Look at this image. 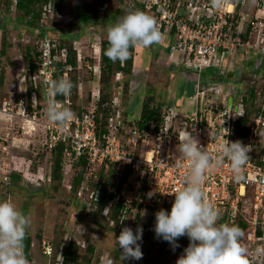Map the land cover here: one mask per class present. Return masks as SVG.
I'll list each match as a JSON object with an SVG mask.
<instances>
[{
    "label": "built area",
    "instance_id": "2783aa9c",
    "mask_svg": "<svg viewBox=\"0 0 264 264\" xmlns=\"http://www.w3.org/2000/svg\"><path fill=\"white\" fill-rule=\"evenodd\" d=\"M124 1L132 3L126 13L135 10L131 9L134 3L137 10L154 17L162 36L171 39L167 46L169 55L179 57L174 65L196 73L191 79L194 94L188 98L190 113L186 114L177 105L166 107L159 121L153 120L147 131H141L137 121L124 118L117 95L112 98L107 125L100 132L97 122L100 91L97 88L90 93V106L79 114L73 111L67 96L60 101L76 117L61 129L48 121L50 97L47 90L57 77L66 79L72 68L67 67L62 72L57 69L56 54L60 43L45 34L34 66H21L10 89L0 87V176L4 181L11 180V163L8 165L5 158L7 160L8 151L13 147L17 128L26 133L27 126L36 130L40 125L45 131V147L49 152L63 144V154L70 167L85 159L81 184L76 192L85 207L95 213L97 203L104 198L106 203L101 213L104 219L113 221L110 213L120 207L113 224L126 226L138 214L153 211L154 225L155 213L164 207L171 209L174 193L184 186L190 171L188 160L179 151L184 131H188L209 153L214 165L216 160L221 161L205 173L202 183L205 201L220 212L217 223L238 225L245 222L250 228L248 264H264V105L256 109L258 116L252 121L248 134L241 137L234 132V124L245 116V91L238 95L234 104L229 93L236 95L237 91L231 88L230 82L223 84L212 79L204 84L201 80V72L205 70L213 71L216 78L228 75L226 61L239 49L264 62V0H253L255 9L251 14L243 11L246 0ZM41 11L42 23L52 18L53 0H47ZM60 19H64L63 16ZM38 35L41 34L38 32L37 38ZM97 42L100 46L101 41ZM73 50L80 63L82 59L74 44ZM93 54L99 61L95 65L86 62L85 68L99 78V48H93ZM121 76V73L116 74L117 80ZM259 83V74H254L249 88H255V97H260ZM229 98H232L231 107L228 106ZM17 121L19 127L15 125ZM223 128L228 130L224 138L229 142L240 141L249 147L250 160L243 169L244 179L239 182L234 179L230 162L219 150L224 142ZM102 173L105 178L100 176ZM149 193H153L151 198ZM41 247L43 254L50 256V245L44 241Z\"/></svg>",
    "mask_w": 264,
    "mask_h": 264
},
{
    "label": "rangeland",
    "instance_id": "374dc122",
    "mask_svg": "<svg viewBox=\"0 0 264 264\" xmlns=\"http://www.w3.org/2000/svg\"><path fill=\"white\" fill-rule=\"evenodd\" d=\"M94 2L95 3L88 8L86 12L91 14L92 10L95 9L93 14L96 15L98 19L101 14L107 16L103 20L99 19L101 23L100 21L97 22V24H102L104 31L101 34L107 33L108 27L115 24L117 20L115 16L117 15V11H123V13L126 14L125 10L129 5H132V3L125 2L124 0H94ZM7 9L6 0L0 1V23L5 22V24H8L6 27L0 28V50L5 47V55H0V73H3V87L10 89L19 76L18 72L21 66L26 64L27 56L34 62L37 60V52L42 41L41 38L45 35H38L37 38V33L39 32L37 28H32L30 30L24 29L22 23H20V15L17 14L15 8L12 6L9 8V11H6ZM74 9L75 8L70 4L65 6L67 18H74V15L77 16L79 10L78 8L76 10ZM131 9H135L134 11H136L137 5L133 3ZM254 9L255 5L253 0H246L243 11L251 14ZM6 16L13 19V21H4ZM67 18L59 20L54 14L52 18L44 19L43 23H39V27L43 28L39 34H43V32L48 31L49 28L54 29L59 23L63 24V21L67 23ZM101 18H103V16H101ZM118 21L119 20H117V22ZM76 30V27H74L71 29V32H76ZM49 32L51 33L50 36H53L54 31ZM60 37L62 38L64 36L60 34L59 38ZM8 45L11 47L8 48ZM69 47L71 48V46ZM59 48L60 46L57 48L56 55L59 60H62L64 59L65 48H61V50ZM155 50L161 51L158 44H154L149 48L136 47L137 68L135 74L144 79L149 77L147 83L152 85L156 90L153 91L150 89L151 91H145V89L142 88L137 95L133 97L130 106L127 102L125 110L127 113L130 112L128 118L131 120H136L139 117L140 104L138 105L137 101H140L139 99L141 96H145L149 91V93L154 94L155 92L157 95L154 97V105L160 104L164 106L163 108L169 105L168 101H170V98L173 99L174 95L184 92L179 106L186 114H189L191 111V107L188 105V98L194 94L193 81L188 80L189 78L186 77L187 80L190 81L188 82L190 84L189 86L185 82L184 74L182 77L177 71L169 74L167 69L164 71L161 68H158V74L150 75L151 71H149V66L151 61L153 57L157 58V55L154 53ZM249 54L253 56L252 53H248V55ZM164 55L167 56V52H164ZM82 56L81 62L77 63L78 67L76 70L68 72L66 79L70 80L74 77L76 82H79L81 78H83V82H88L87 80L91 79L88 72L85 73L82 71L80 75L78 74V69H80V65L83 63ZM77 60L76 56V61ZM254 60L258 62V69H260V71H257L260 77L257 92H259L260 97H255L257 99L254 98L251 103L248 96V86L244 87V83H238L235 79L230 81L231 88L237 91L236 95H233V92L229 93L233 96L234 104L237 102L238 95L243 93V91H245V95H247L246 101L244 100L245 112L246 110L254 111L264 105L263 64L262 60L256 55H254ZM98 61L99 60H92L91 64L95 65ZM149 62L150 64L148 65ZM240 65L242 67L241 71L245 72L244 62L240 63ZM83 69L86 70V68ZM179 70L191 76L196 74L191 70H186L183 66ZM232 71L234 72L235 70ZM212 72L213 71L210 70L204 71L208 76L213 74ZM91 76L94 77L99 84L101 93H106L107 88H105V84L99 83L101 73L99 78L93 75ZM128 79L129 77L127 75H122L120 81L122 86L124 84L123 81H128ZM165 79L169 82L173 94L171 93L169 95V92H167V82ZM108 80L109 84L113 83L112 76H109ZM132 84V89L134 91L143 86L140 81L133 82ZM86 85L87 83H85V86ZM129 88L131 90V84ZM77 90L76 86L74 91L71 92L70 95H67V98L73 105V111L75 113L87 109L91 102L90 96L86 95L85 92H83L79 99L80 96H78ZM113 96L114 93H111L110 97L112 98ZM178 97L179 96H175V100H178ZM213 103L218 104L217 101ZM171 105L175 106V103ZM15 125L19 127L20 122L17 121ZM17 129L18 131L14 133L15 140L12 144L13 147L8 151L9 156L7 160L4 157L5 154L3 155L5 162L8 165L11 163L9 167L13 180L4 181L0 176V201L11 199L18 210L31 221V225L27 230V235L32 238L33 242L28 257L29 264H60L62 260V251L70 241H74L78 246V264H119V256L122 253V249L116 248L113 239L120 235L123 228H131L133 232H135L138 226L143 228L142 242H140L143 254L142 258L140 260H124L121 264H176L178 258L184 253L183 249L187 248L189 245V240L186 236L180 237L177 240L179 247L175 250L172 249L168 242L156 238L153 231V211L143 212L138 220H130L126 226L122 225L121 227L113 224V221L91 216L90 212L87 210L88 207H84L82 200H78L76 194L71 190L72 181L75 177L74 168L76 165L70 167L69 160L63 154L61 163L62 179L60 183L55 181L53 179L54 151L49 152L45 147L46 135L43 127L39 125L36 127L35 131L30 133H23L19 128ZM101 177L105 178V175L102 173ZM79 226L82 228V232ZM44 241L50 245V256H46L42 252L41 246ZM89 246H92L94 249L92 254L87 250Z\"/></svg>",
    "mask_w": 264,
    "mask_h": 264
},
{
    "label": "clouds",
    "instance_id": "9594fccd",
    "mask_svg": "<svg viewBox=\"0 0 264 264\" xmlns=\"http://www.w3.org/2000/svg\"><path fill=\"white\" fill-rule=\"evenodd\" d=\"M156 25V19L142 11L126 13L116 24L108 27L109 46L104 55L113 62H125L130 56V48H149L160 43L163 36ZM101 43L97 47L100 53ZM73 87L71 80L60 78L53 81L47 90L50 97L48 121L61 129L76 117L70 108L64 107L55 97L70 95ZM223 131L225 135L222 137L224 142L219 145L220 153L230 162L234 179L242 181L244 166L250 160L249 147L240 141L229 142L224 138L229 134L228 130L223 128ZM179 151L188 160L190 171L184 186L174 193L170 211L161 208L155 213V237L168 242L173 250L179 247L177 240L180 237L188 238L189 245L176 264H248L247 251L240 243L243 230L235 224H218L220 212L205 201L202 191L205 173L221 161L216 160L214 165L209 153L199 146V141L188 131H184ZM148 195L151 198L153 193ZM30 225V219L18 210L11 199L0 201V264H29L24 254V238L28 236ZM79 228L82 232V228ZM142 235V227L138 226L135 232L125 227L113 239L116 248L122 249L119 264L124 260L142 258Z\"/></svg>",
    "mask_w": 264,
    "mask_h": 264
},
{
    "label": "trees",
    "instance_id": "16d2710c",
    "mask_svg": "<svg viewBox=\"0 0 264 264\" xmlns=\"http://www.w3.org/2000/svg\"><path fill=\"white\" fill-rule=\"evenodd\" d=\"M64 1L65 0H53L54 14L57 17L63 16ZM46 2H47V0H15V3H13L12 0H6V8H8L6 11H9V8L13 6L15 8V11L17 12V14L20 15L19 18H20V23H22V27L24 29H27V30H30L32 28H37L39 30V33H40V31L43 30L42 27H39V23L41 22V12H42L41 8H42V5H44ZM94 10H93V12H94ZM116 14H117L116 16H118L119 19H121L125 15L123 13V11H117ZM4 21L11 22V21H13V19H10L9 17L6 16ZM7 25L8 24H5V22L0 23V28H4ZM45 34H47L49 37H52V38H55L58 40V37L56 35H54V33H53V36H50L48 31L43 32V34L41 33L42 36ZM59 46H60V44H59ZM108 46H109L108 41H103L101 43V53H100L101 77H100L99 83L105 84V88H107V91H106V93H101V91H100V98H99V102L97 103V107H98L97 108L98 109L97 122L99 125L100 132H102L104 130V127L107 125V119L109 117V112H110V104H111V101L113 98V97L112 98L110 97V94L112 93L114 88L120 87V80H117L116 74L121 73L122 75L125 74L129 77L128 81L126 80L127 82H125V81L123 82L124 88L121 86L122 89H124V91H123L124 94H127L129 92V90H130L129 86L131 84L130 83L131 77H133L135 75L133 73L135 47L130 48V56L125 62H123V67H121L120 61L113 62V61L109 60L106 55H104V52L108 48ZM10 47L11 46L8 45V48H10ZM4 48L2 50H0V55H2V56L5 55ZM6 49H7V47H6ZM38 56H39V53L37 52V57ZM34 64H35V62L32 61L29 56H27L25 65H28L29 67H33ZM262 64H264V62H262ZM55 65H56L57 69L60 70L61 72L64 71L67 67H71L72 70H76V68H77L76 52L73 50V47H71V48L67 47L64 59L60 60ZM263 71H264V65H263ZM61 72H59L58 76H61ZM181 73L186 75V73L183 71H181ZM255 73H256V71H255ZM109 76L113 77V83L112 84L108 83ZM187 76L192 80H193V78H195V76H191L188 74H187ZM252 77L249 76L248 79L244 78L243 79L244 84H245V82L247 83V81H249L250 78H251L250 79V82H251ZM212 79L214 81L218 80L219 82L224 84V83L230 82L232 78L230 79L229 75L225 76V74H223L222 76H220V78H216V76H213ZM212 79H210V80H212ZM56 80H59V78L57 77ZM70 80L74 85V87L71 91V92H73L75 87L77 86L78 82H76L74 77ZM2 85H3V73L1 72L0 73V87ZM150 87H152V85L147 83L146 84V90L148 91V89ZM247 90H249L248 96H249L250 102L252 103L253 99L255 98V88H249V85H248ZM65 98H66V96L55 97V99L57 101H64ZM182 98H183V95H179L178 100H176V102H175L177 104V106H179L181 104ZM90 100L92 101V99H90ZM154 101H155V99H154L153 95L146 94L144 96L142 102L140 103V115L135 121H137V125L141 131H147L149 124L153 120L159 121L161 119L164 106H162L160 104L155 106ZM245 101H246V99H245ZM127 102H128V99L126 96L121 98L120 106L122 109L123 108L125 109L127 107ZM124 111H123L124 118H125V115L127 117H129L130 112L127 113L126 110H124ZM79 113L80 112H78V114ZM257 116H258V111L246 110L245 116L243 118L239 119L234 124V132L236 134H239L241 137H245L249 132V127H250L252 121ZM63 152H64L63 144H59L54 150L55 160H54V166H53V179L55 181H58L59 183L62 179L61 163H62V158H63ZM85 165H86V161H85V159L82 158L78 161L77 165L74 168L75 177L72 181V187H71V190L74 194H76L77 189L79 188V186L81 184L82 175L84 172ZM11 179L13 180L12 176H11ZM105 203H106V201L104 198L102 200H100V202L97 203V207H95L96 208L95 213L91 212V210L89 208H87V210L90 212L91 216H93L95 218L98 217L100 219H103V217L101 216V213H102V208L105 205ZM119 210H120V207H115L114 210H112L110 213V217H111V219H113L114 222H116V220L118 218ZM164 210L170 211L166 207H164ZM141 215L142 214H138L134 221L138 220ZM238 226L243 230V233H244L243 237L240 240L241 246L244 247L247 251V245L249 243V236H250V228L243 221H241L238 224ZM87 250L90 254H92L94 251L92 246H89L87 248ZM77 258H78V246L74 241H70L69 244L66 246V248L62 251V260H61L60 264H78Z\"/></svg>",
    "mask_w": 264,
    "mask_h": 264
},
{
    "label": "crops",
    "instance_id": "0c3cea01",
    "mask_svg": "<svg viewBox=\"0 0 264 264\" xmlns=\"http://www.w3.org/2000/svg\"><path fill=\"white\" fill-rule=\"evenodd\" d=\"M92 2V4H91ZM94 0H65L64 1V9H63V18H67L66 14H65V6L70 4L71 6H73V8H75L74 10H76L78 8V14L77 16L74 15V18H67L68 22L65 23V21H63L64 25L59 23L58 25H56L53 28H49L48 33L51 35V33L49 31H54L53 33H55V35L58 37L59 43H60V50L61 48H65V53H66V49L69 46H74L76 47V49L79 51L80 55L84 58L82 65H80V69H78V74L80 75L81 72H87V70L83 69L85 68V63L86 62H90L92 63V60L95 59L94 54H93V48L98 47V42L97 40H100L101 42L106 41L107 40V33L105 34H101L104 30L102 27L101 21L99 19H105V17H107L106 15H99V19L96 17V15H94L93 10L92 13L89 14L88 12V8H90L93 4H94ZM82 9V10H81ZM73 15V14H72ZM101 16H103V18H101ZM116 16V15H115ZM58 18H60V16H58ZM117 20H120L118 18V16H116ZM60 20V19H59ZM80 20V21H79ZM117 20L115 21V24L117 23ZM99 24H97V22H99ZM74 27H76V32H71V29H73ZM100 29V30H99ZM60 34H62L64 37H60ZM96 41V42H95ZM171 41L170 38L163 36V39L161 40L160 43H158V45L161 48V51H157L155 50L154 53L155 55H157V58L153 57L151 64L150 62L148 63V65L150 64V69L149 71H151L150 75H154V74H158L157 70L158 68H161L162 70H168L169 74H172L173 72L175 73L176 71L179 73V75L182 77L183 74L181 73V71L179 70V67H176L174 65L173 62H176L179 57L178 55L174 54L172 56H169V52H168V44ZM94 46V47H93ZM93 47V48H92ZM163 51V52H162ZM164 52H167V56L164 55ZM246 55V56H245ZM65 57V54H64ZM136 57H137V53H136V47H135V56H134V65H133V73L135 74V70L137 68L136 66ZM58 58V56H57ZM59 60V58H58ZM61 60V59H60ZM59 60V61H60ZM94 61V60H93ZM96 61V60H95ZM244 62V68H245V72H242L241 69V65L240 63ZM97 64V63H95ZM258 62H256L254 60V55H248V54H244L240 49L235 51L233 55H231L227 61H226V67H227V74L230 76V79H235L236 82L238 83H244L243 79L246 78L248 79L249 76H253L254 74H257V71L260 69L258 66ZM264 65V64H263ZM167 66V67H166ZM230 69V70H229ZM232 70H235L234 72H232ZM263 70V69H262ZM231 71V73H230ZM256 71V73H254ZM242 72V73H241ZM90 74V73H89ZM253 74V75H252ZM214 75H207L206 73L201 72V80L202 82H204V84L210 82L213 78ZM91 79L87 80L88 82H83V78H81V80L77 83V94L79 97V99L81 98L83 92H85L86 95H90L91 92H95L97 87L99 89V91H101V89L99 88V84L97 83V81L95 80L94 77L91 76ZM185 77V82L186 84H188L190 86V84L188 82L191 81V79L186 75H184ZM189 78L188 81L187 78ZM122 76L120 77V81H121ZM149 77H147L146 79L139 77L138 75H134L133 77H131V90L127 93L124 94L123 93V89H122V83L120 82V87H116L114 88V90L112 91V93H114V96L119 97L120 101L122 97H127L128 99V104L129 106L131 105V101H133V97L137 95V93L144 88L145 91L146 90V84H147V80ZM165 78V77H164ZM231 79V80H232ZM251 79V78H250ZM250 79L249 81H247V83L245 82L244 87L250 85ZM126 81V80H124ZM123 81V82H124ZM140 81V83H142V87H139L136 91H134L132 88L133 86V82H138ZM165 81L167 82V92H169V95L172 92V89H170V84L167 81V79H165ZM85 83H87V85L85 86ZM188 87V86H187ZM186 88V87H184ZM156 90L154 87H150L148 90ZM183 89V88H182ZM245 89V88H244ZM150 90V91H151ZM149 91V92H150ZM148 94H151L149 93ZM151 95H153L154 97L157 96L156 93L154 92V94L152 93ZM179 95H183L184 96V92L179 93L178 95H174V98L171 99L170 101H168L169 105H166V107H170L173 106L171 105L172 103H175V96H179ZM113 96V97H114ZM144 96H141V98L139 99L140 101H137V104L139 105L142 100H143ZM136 99V98H135ZM137 100V99H136ZM175 105H177L175 103ZM125 109L123 108V111ZM125 112V111H124ZM185 112V111H184ZM127 120H131L129 119L126 115H125ZM33 244V242H32Z\"/></svg>",
    "mask_w": 264,
    "mask_h": 264
},
{
    "label": "water",
    "instance_id": "95a60500",
    "mask_svg": "<svg viewBox=\"0 0 264 264\" xmlns=\"http://www.w3.org/2000/svg\"><path fill=\"white\" fill-rule=\"evenodd\" d=\"M232 104V98L228 99V106L231 107ZM24 254L25 257L28 258L29 257V253L32 247V238L28 235L27 237L24 238Z\"/></svg>",
    "mask_w": 264,
    "mask_h": 264
},
{
    "label": "bare ground",
    "instance_id": "6f19581e",
    "mask_svg": "<svg viewBox=\"0 0 264 264\" xmlns=\"http://www.w3.org/2000/svg\"><path fill=\"white\" fill-rule=\"evenodd\" d=\"M229 10H231V8H229ZM34 130H35V129L32 128V127L29 125V126H27V128H26V133L33 132Z\"/></svg>",
    "mask_w": 264,
    "mask_h": 264
}]
</instances>
